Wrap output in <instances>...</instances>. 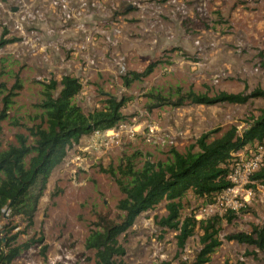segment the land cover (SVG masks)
Here are the masks:
<instances>
[{
    "label": "rangeland",
    "instance_id": "1",
    "mask_svg": "<svg viewBox=\"0 0 264 264\" xmlns=\"http://www.w3.org/2000/svg\"><path fill=\"white\" fill-rule=\"evenodd\" d=\"M10 39L15 41L0 49V111L9 91L17 83L21 88L14 91L8 118L0 122V150L16 145V134L32 144L28 128L41 124L36 105L42 84L51 78L80 80L82 91L74 101L86 114L102 109L108 96L129 100L122 110L126 128L107 146L86 136L69 148L49 178L32 227L26 229L23 218L2 210V251L13 236L11 248L43 240L11 264H94L85 239L100 219L116 223L121 217L116 204L122 195L109 171L118 177L117 167L129 157L137 168L146 158L166 162L171 149L184 153L206 132H213V139L236 126L241 133L263 107L262 99H252L245 105L151 108L149 95L176 98L177 88L209 97L264 90V0H0V40ZM151 63H156L152 74L123 85L128 72H142ZM260 156L264 160V145L248 146L233 154L230 167ZM252 191L231 223L223 222V244L208 264H263L253 247L224 240L264 224V187ZM182 204V217L194 214L197 220L222 215L228 206L208 211L209 205L191 192ZM165 215L162 202L119 237L125 264H192L201 232L178 254L176 233L157 223Z\"/></svg>",
    "mask_w": 264,
    "mask_h": 264
},
{
    "label": "trees",
    "instance_id": "2",
    "mask_svg": "<svg viewBox=\"0 0 264 264\" xmlns=\"http://www.w3.org/2000/svg\"><path fill=\"white\" fill-rule=\"evenodd\" d=\"M15 39L0 40V49ZM156 63L149 64L142 72L130 71L122 77L123 85L128 88L134 82H139L153 73ZM42 100L36 105L41 111V124L28 128V137L16 134V145H10L6 150H0V215L3 209H8L11 217H21L26 222V229L34 224V216L38 210L39 201L46 190L47 183L53 172L66 158L69 148L83 137L96 131H107L115 128L125 120L123 108L129 101L127 98L117 99L108 96L102 109L84 113L75 103V98L82 91V84L76 77L62 76L57 82L50 79L43 83ZM21 85L17 83L3 100L0 111V122L8 118V111L13 104ZM176 98L162 94H150L153 102L151 108L170 106L180 108L185 105L215 106L218 104L245 105L252 99H262L256 118L244 128L241 133L236 126H230L220 137L213 138V132H206L196 139L184 153L175 149L169 151L166 162H151L145 159L140 168L129 157L117 167V174L109 171L115 177L116 184L122 195L116 204L121 213L119 222H105L100 219L97 229L92 230L85 239L84 247L94 252V264H125V250L119 242L144 212L154 209L165 202L166 215L157 222L160 227L176 233L178 254L182 253L187 241L201 232L199 243L201 248L192 264H208L212 255L222 246L219 238L222 224L231 223L235 218L234 211L226 210L222 215L214 214L202 220H197L194 214L182 217V200L191 192L201 199L205 205H213L217 196L233 184L228 179L233 154L248 146L264 145V90L256 88L249 94L221 92L209 97L197 94L192 90L185 93L180 88L175 90ZM13 126L19 124L14 121ZM136 155V154H135ZM257 185L264 187V160L262 167L252 174L248 188ZM7 229L5 233H9ZM17 236L7 238L6 252L0 248V264H11L22 251L31 245H41L43 240L31 239L18 247H10ZM224 240L253 247L261 254L264 264V224L252 226L251 231L237 232L226 235ZM1 246V241H0ZM46 247H42L45 253ZM255 252L246 253L254 255ZM160 264H171L163 261ZM227 264V263H226Z\"/></svg>",
    "mask_w": 264,
    "mask_h": 264
},
{
    "label": "built area",
    "instance_id": "3",
    "mask_svg": "<svg viewBox=\"0 0 264 264\" xmlns=\"http://www.w3.org/2000/svg\"><path fill=\"white\" fill-rule=\"evenodd\" d=\"M122 128H126L123 123H120L113 129L107 131H96L89 136L90 139L95 142L96 140L103 142L105 146L108 145V140L111 137L117 136L116 133ZM263 165V160L260 157L251 158L246 162L240 161L236 163L231 169L228 179L233 184L231 188L224 190L220 193V196L216 198V202L213 205L206 208L208 211H212L213 207L228 205L224 208L226 210L236 211L250 202L253 196L252 188H248L250 184V177L253 173L258 171Z\"/></svg>",
    "mask_w": 264,
    "mask_h": 264
},
{
    "label": "water",
    "instance_id": "4",
    "mask_svg": "<svg viewBox=\"0 0 264 264\" xmlns=\"http://www.w3.org/2000/svg\"><path fill=\"white\" fill-rule=\"evenodd\" d=\"M16 10H15V8H12L11 9V12H15ZM5 240H2V243L4 242Z\"/></svg>",
    "mask_w": 264,
    "mask_h": 264
}]
</instances>
